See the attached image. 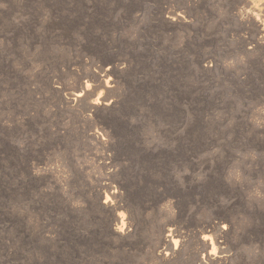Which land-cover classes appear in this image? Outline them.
Segmentation results:
<instances>
[{
  "label": "rangeland",
  "instance_id": "374dc122",
  "mask_svg": "<svg viewBox=\"0 0 264 264\" xmlns=\"http://www.w3.org/2000/svg\"><path fill=\"white\" fill-rule=\"evenodd\" d=\"M0 264H264V0H0Z\"/></svg>",
  "mask_w": 264,
  "mask_h": 264
},
{
  "label": "bare ground",
  "instance_id": "6f19581e",
  "mask_svg": "<svg viewBox=\"0 0 264 264\" xmlns=\"http://www.w3.org/2000/svg\"><path fill=\"white\" fill-rule=\"evenodd\" d=\"M262 1V0H261ZM82 94V93H81ZM81 94H78V96L80 97L81 96ZM173 242L175 243V241H174V239H173ZM175 245H176V243H175Z\"/></svg>",
  "mask_w": 264,
  "mask_h": 264
}]
</instances>
